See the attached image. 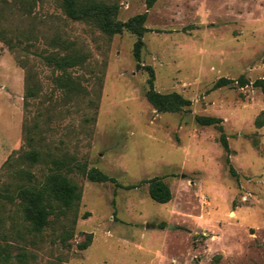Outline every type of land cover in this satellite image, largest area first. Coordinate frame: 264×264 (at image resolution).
Wrapping results in <instances>:
<instances>
[{"label": "rangeland", "instance_id": "1", "mask_svg": "<svg viewBox=\"0 0 264 264\" xmlns=\"http://www.w3.org/2000/svg\"><path fill=\"white\" fill-rule=\"evenodd\" d=\"M99 1L117 4L121 21L148 12L141 63L155 68L156 90L192 104L159 111L147 99L130 30L71 19L59 0H0L14 45L0 38V264H264V94L252 83L213 87L264 77V0ZM54 52L84 59L63 71L43 58ZM67 76L74 89L57 80ZM198 115L221 117L222 129ZM32 148L41 160L19 159ZM57 161L82 198L34 231L14 188L43 181ZM92 167L116 181H91ZM156 176L168 202L149 194L144 180Z\"/></svg>", "mask_w": 264, "mask_h": 264}, {"label": "trees", "instance_id": "2", "mask_svg": "<svg viewBox=\"0 0 264 264\" xmlns=\"http://www.w3.org/2000/svg\"><path fill=\"white\" fill-rule=\"evenodd\" d=\"M61 6L68 17L74 20H90L93 21L101 30L109 35L121 33L125 29L137 35V39L134 45L133 54L137 61V68L147 70L148 77V89L146 90L147 99L154 105L159 111H179L184 107L190 106L192 100L185 97L183 94L172 92H160L155 89V68L148 64L141 63L142 49L144 46L143 36L148 28L145 26V22L148 17V12L138 13L126 21L116 19L118 12V5L111 4L99 0H88L85 2L79 0H59ZM156 0H147L148 6H152ZM0 38L5 40L9 48H13V43L7 38L5 31L0 29ZM63 43V42H62ZM64 44V43H63ZM69 48V45H66ZM43 58L55 68L59 70H66V68L80 63L84 58L78 53L57 54L50 53L45 54ZM25 66V64H24ZM33 75L30 70L26 72V85L27 91L25 98H29L35 95V90L30 81ZM61 85L66 88L74 89L71 82L73 80L70 76L61 80L57 78ZM252 83L258 87L264 94V77H260L250 82L245 76L238 78L220 77L214 84V88L231 85V86H245ZM196 120L201 125H217L222 129L221 117L211 115H198ZM255 123L259 126L264 124V110L257 116ZM220 141L227 151H229L228 140L224 133L220 136ZM19 159L23 161H29L31 163L41 160V151L36 148H32L26 152L20 154ZM59 165L57 161L56 166ZM15 175L19 176V179L23 181L24 178L32 180L33 173L18 168L15 170ZM85 174L91 181L105 182L116 181V178L110 176L103 170L92 167L85 171ZM144 182L149 184L148 190L150 196L158 202L165 203L171 200L172 190L168 183L164 181L162 177L156 176L150 179H145ZM139 184H132L128 187H136ZM6 191H9L8 187H5ZM19 196L22 204V211L25 219L30 223L31 228L34 231H42L48 224L49 216L56 208H77L81 198L82 191L80 186L72 181L66 174L61 171V164L59 167L52 168L51 171L45 176L44 180L36 183H18L14 188ZM1 193V191H0ZM8 196H13L7 193ZM89 213L86 212L84 217H88ZM89 241H91L92 234L88 235ZM88 242L81 244V248H86Z\"/></svg>", "mask_w": 264, "mask_h": 264}]
</instances>
